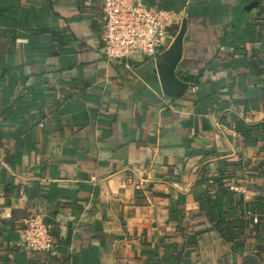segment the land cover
<instances>
[{
  "label": "crops",
  "instance_id": "0c3cea01",
  "mask_svg": "<svg viewBox=\"0 0 264 264\" xmlns=\"http://www.w3.org/2000/svg\"><path fill=\"white\" fill-rule=\"evenodd\" d=\"M171 1L210 6L187 17L178 74L199 79L177 98L155 59L106 58L96 0H0V264H264V230L226 241L194 191L227 159L244 164L231 182L246 206L264 194V138L237 130L264 121L260 9ZM32 213L53 227L51 252L24 243Z\"/></svg>",
  "mask_w": 264,
  "mask_h": 264
},
{
  "label": "built area",
  "instance_id": "2783aa9c",
  "mask_svg": "<svg viewBox=\"0 0 264 264\" xmlns=\"http://www.w3.org/2000/svg\"><path fill=\"white\" fill-rule=\"evenodd\" d=\"M96 4L100 9L103 53L109 60L127 59V67L135 54L156 60L173 43L184 17L183 11L149 6L143 0H96ZM230 189L245 201L251 198L244 184L231 182ZM244 211L255 223L262 217L249 206ZM22 231L30 249L51 252L56 246L53 227L42 213L27 216Z\"/></svg>",
  "mask_w": 264,
  "mask_h": 264
},
{
  "label": "trees",
  "instance_id": "16d2710c",
  "mask_svg": "<svg viewBox=\"0 0 264 264\" xmlns=\"http://www.w3.org/2000/svg\"><path fill=\"white\" fill-rule=\"evenodd\" d=\"M149 6H157L159 8H172L177 11L185 9L186 17H190L199 10L204 13H208L210 6L208 3H193L189 5L186 2L165 1L160 0H143ZM201 5L199 8L196 6ZM258 22H262L264 27V2L259 7ZM195 10V11H194ZM178 28V26H177ZM256 68L257 66L254 65ZM181 78L190 82L191 84L197 83L199 76L192 75H180ZM238 132L242 135L245 143L257 142L260 138H264V121L249 124L244 120L238 121ZM258 132V136H254V133ZM221 170L217 174H212L208 164H204L201 167L199 178L194 185V191L197 193V200L200 205V214L207 217L214 223L215 229H217L226 241L234 243L235 246L240 247V242H236L237 237H241L246 233V230L253 224L254 229L264 230V194L258 195L255 200L249 203L251 210L262 213V217L258 222H253L251 218L245 219L236 217L233 215L236 213V209H244L247 206L241 197H238L237 192L230 189V183L236 170L244 168V164L240 161H230L227 159L219 160ZM231 166L232 169H228ZM258 168L264 170V161L259 162ZM231 170L233 172H231ZM215 192H212V191ZM239 194V193H238ZM240 196H242L240 194ZM245 213V211L243 212ZM243 245V244H242ZM251 258V257H249Z\"/></svg>",
  "mask_w": 264,
  "mask_h": 264
},
{
  "label": "water",
  "instance_id": "95a60500",
  "mask_svg": "<svg viewBox=\"0 0 264 264\" xmlns=\"http://www.w3.org/2000/svg\"><path fill=\"white\" fill-rule=\"evenodd\" d=\"M264 0H251L243 6V10L251 11L258 8ZM188 30V18L183 17L178 33L173 43L156 59L152 69L155 78L160 82L163 93L171 98H177L191 87L190 82L178 74L185 49V35Z\"/></svg>",
  "mask_w": 264,
  "mask_h": 264
}]
</instances>
